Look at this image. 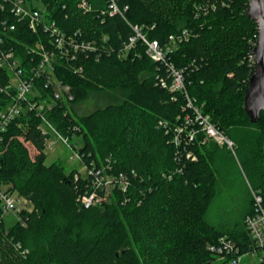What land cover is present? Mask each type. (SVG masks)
Segmentation results:
<instances>
[{"label":"trees","instance_id":"trees-1","mask_svg":"<svg viewBox=\"0 0 264 264\" xmlns=\"http://www.w3.org/2000/svg\"><path fill=\"white\" fill-rule=\"evenodd\" d=\"M26 1L43 8L45 19L66 36L79 34V40L96 44L97 52H79L74 59L55 56L54 74L73 99L58 100L46 116L62 135L77 137L88 167L127 174L129 186L85 209L78 199L93 191L92 178L80 176L75 182L76 170L65 171L60 161L46 165L39 119L32 112L16 118L0 146V189L26 198L33 209L23 211L10 228L0 218V264H218L208 247L221 236L241 253L257 252L258 264H264V253L245 225L254 213L251 195L241 223L217 228L206 219L218 188V146L200 143L199 137L192 148L195 159L188 160L178 156L170 134L158 126L163 121L173 128L190 113L185 96L158 85L163 71L143 46L127 58L117 56L133 35L130 26L161 45L183 29L192 32L169 59L183 71L194 105L235 143L251 190L259 192L264 206V113L252 123L243 107L257 40L256 24L245 14L247 1L113 0L121 10L127 7L123 17L102 14L108 0H84L86 8L83 0ZM1 17L16 27L7 34V46L28 74L39 61L29 49L38 42L51 49V37L31 32L7 12ZM9 82L10 75L0 70V89ZM34 86L42 98L50 94L43 79ZM114 91L122 92L121 101L87 115L75 112L90 95ZM10 98L0 92V113ZM17 137L33 149V158Z\"/></svg>","mask_w":264,"mask_h":264},{"label":"built area","instance_id":"built-area-1","mask_svg":"<svg viewBox=\"0 0 264 264\" xmlns=\"http://www.w3.org/2000/svg\"><path fill=\"white\" fill-rule=\"evenodd\" d=\"M81 7H87V3L84 0L81 3ZM126 9L127 7L121 10L113 0H108L106 10L102 14H107L110 17L115 15L123 17ZM199 9L207 11L204 5H200ZM5 12L16 18L18 22H24L31 32L39 33V31H42L43 33H48L51 37V49H48L45 44L40 42L33 49H29L30 53H34L39 57V61L28 71V74L25 73L26 70L22 67V62L15 54V51L7 46V34L14 31L16 27L14 24H9L6 18L1 17V13ZM130 28L133 35L117 51V56L119 58H127L138 44L143 46L145 55L158 66V70L161 69L163 71L157 77L158 85L168 92L182 93L185 96L186 108L190 110V113L185 114L178 125L171 128L166 122H158V126L166 134H170V142L177 149L178 156L194 160L195 154L192 148H194L199 137H201L200 143L211 142L234 153V142L220 131L207 115L202 114L200 108L194 105L193 100L188 97L185 91L183 71L177 69L169 59V55L180 44L188 42L192 32L188 29H183L178 34L170 36L168 41L161 45L156 40H150L140 27L130 26ZM78 35L66 36L55 22L45 19L44 9L40 6L31 5L26 0H0V70L10 75L9 85L0 89V92H4L11 97L10 104L0 113V146L3 143V134L7 131L9 125L16 118L32 112L39 119V130L45 137L44 152L47 149H52L56 138L73 152L70 156L71 160L77 159L83 162L78 146L76 144L69 145L70 140L74 136L66 137L62 135L46 116L58 100L69 102L73 99L69 94L68 87L63 85L54 74L53 63L55 56L61 54V57L71 56L74 59L79 52H97L95 43L81 41L78 39ZM96 55V60H99L101 53ZM81 72L82 69H75V73ZM39 78L44 80V88L50 91V94H46L44 98L41 97L42 94L34 86L35 80ZM17 138L27 149L29 148L28 143H24L22 137ZM31 157L33 158V156ZM107 168L106 166L100 168L92 166L88 167L87 172L83 175L78 171L74 173L73 179L75 182L80 179V176H90L92 178L89 185L93 191L89 196L82 195L78 199L85 209L100 204L102 200L112 193L111 191L117 188L126 192L129 186L128 175H114ZM102 192L105 197H101L99 194ZM251 196L254 213L246 216L245 225L258 250L264 253L263 199L259 192L253 190H251ZM32 209L31 202L26 198L7 192V187L0 189V218L4 219L9 214H13L18 217L16 222H19L21 221L20 214L23 211L28 212ZM208 249L216 257L215 261L218 264H250L257 254V252L241 253L236 244L227 236L219 237L215 244L209 245ZM261 260V257L257 258L258 262Z\"/></svg>","mask_w":264,"mask_h":264},{"label":"rangeland","instance_id":"rangeland-1","mask_svg":"<svg viewBox=\"0 0 264 264\" xmlns=\"http://www.w3.org/2000/svg\"><path fill=\"white\" fill-rule=\"evenodd\" d=\"M122 98V92L120 91L99 95L92 94L75 107V112L78 115H87L93 110L104 107L109 103L121 101ZM54 141L55 144L52 146V149L45 150V164L50 165L53 162L60 161L65 171L76 170L82 175L85 174L88 166L80 160H71L70 156L73 152L56 138ZM71 144H76L79 148L80 144H78L77 137L70 140L69 145ZM218 148L220 158H218L217 164L220 174L218 175L217 194L207 211L206 219L213 226L222 228L242 222L243 215L249 207L252 181L248 170L242 163L238 149L236 150V145L234 153L223 147ZM28 149L30 156H33V149L30 146ZM17 219L18 217L13 214L6 216L4 218L6 228L14 225ZM258 257L260 255L256 254L250 264H258Z\"/></svg>","mask_w":264,"mask_h":264},{"label":"water","instance_id":"water-1","mask_svg":"<svg viewBox=\"0 0 264 264\" xmlns=\"http://www.w3.org/2000/svg\"><path fill=\"white\" fill-rule=\"evenodd\" d=\"M246 1L245 14L256 24L257 40L252 50L255 66L245 91L243 107L250 121L255 123L260 113H264V0Z\"/></svg>","mask_w":264,"mask_h":264}]
</instances>
